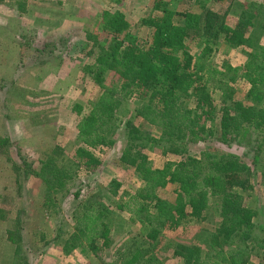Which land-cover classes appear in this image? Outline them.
I'll list each match as a JSON object with an SVG mask.
<instances>
[{
    "label": "trees",
    "instance_id": "trees-1",
    "mask_svg": "<svg viewBox=\"0 0 264 264\" xmlns=\"http://www.w3.org/2000/svg\"><path fill=\"white\" fill-rule=\"evenodd\" d=\"M262 1L247 7L238 5L233 27L204 5L199 17L188 9L171 11L158 3L159 14L139 22L147 30L144 40L129 33L130 23L123 13L102 11L100 29L111 40L104 47L98 44V35L86 36L91 43L87 55L93 62L84 69L101 93L76 124L82 144L74 152L77 163H58L56 157H49L42 164L38 175L44 184L47 208L55 206L54 195L72 187L76 189L73 196L80 198L86 187L84 179L101 164L93 150L115 145L121 100L135 95L142 102L135 117L160 133L157 139L142 138L140 128L126 123L129 140L119 163L134 168L144 187L120 208L145 225L146 242L145 248L128 252L130 260L122 264H162L155 254L158 237L191 220L203 219L210 203L220 219L217 228L202 233L196 245H176L174 258L182 264H249L252 252H264V227L256 232L257 214L244 206L242 195V175L250 171L249 161L256 166L259 155L264 159V46L258 42L264 35ZM221 41L230 49L250 51L242 66L225 61L220 66L204 64L216 51L213 46ZM190 43L202 45L199 66ZM110 73L117 77L116 88L106 85ZM240 84L247 87L244 102L235 98V87ZM190 100L192 108L186 107ZM72 112L79 116L82 108L75 105ZM250 132L256 137L252 146L243 143L248 138L244 134ZM145 139L162 147L164 156L173 155L176 160L166 157L149 162L142 145H134ZM233 145L246 150L239 152ZM191 148H197L198 153H189ZM81 170L84 179L78 176ZM80 206L63 251L67 254L81 249L101 257L107 248L100 241L106 238L110 211L84 200ZM259 259L258 264H264V259Z\"/></svg>",
    "mask_w": 264,
    "mask_h": 264
},
{
    "label": "rangeland",
    "instance_id": "rangeland-1",
    "mask_svg": "<svg viewBox=\"0 0 264 264\" xmlns=\"http://www.w3.org/2000/svg\"><path fill=\"white\" fill-rule=\"evenodd\" d=\"M262 2L0 0V264H122L130 260L128 252L145 248V225L139 224L127 209L120 208L144 186L134 168L121 165L119 157L129 140L127 122L141 129L142 138L157 139L160 131L135 117V110L142 105L135 95L121 100L115 145L110 149L93 150L100 166L85 179L84 172L79 171L78 176L85 180L86 186L79 199L73 196L76 189L72 187L68 192L54 195L55 206L47 208L43 198L44 184L39 177L42 164L49 157H56L58 163H77L74 152L82 144L76 124L101 93L84 72L93 62L87 55L91 43L86 41V36L98 35V44L104 47L111 40L100 29L101 12L123 13L130 23L129 33L144 40L147 30L140 27L139 22L159 14L158 3L171 11L188 9L199 17L204 5L233 27L239 15L238 5L247 7ZM258 42L264 46V35L259 36ZM189 46L197 65H201L198 56L202 45L190 43ZM213 48L216 51L204 63L209 67L220 66L224 61L242 66L250 52L246 48L230 49L222 41ZM106 85L116 88L117 77L107 74ZM235 88V98L244 102L247 87L240 84ZM217 97L215 94L214 98ZM75 105L82 108L79 116L72 112ZM193 106L192 100L186 104L188 108ZM244 135L248 138L243 143L252 146L256 138L254 133ZM139 144L149 162L166 157L176 160L173 155L164 156L162 147L154 143L153 146L150 140L137 141L134 145ZM197 148L193 151L191 148L189 153H198ZM233 148L239 152L246 150L235 145ZM249 167L250 171L242 175L243 204L256 212L254 223L259 233L257 229L264 227L263 155L257 158L256 166L249 161ZM83 200L110 211L106 238L100 241L107 248L98 258L81 249L67 254L63 251L66 240L73 233ZM219 222L216 207L210 203L203 219L184 223L174 232H163L158 237L156 256L162 264H182L173 257L175 246L198 244L201 234L213 231ZM259 258L264 259L263 251L252 252L249 264H258Z\"/></svg>",
    "mask_w": 264,
    "mask_h": 264
}]
</instances>
